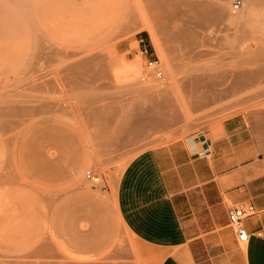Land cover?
<instances>
[{
    "label": "rangeland",
    "instance_id": "rangeland-1",
    "mask_svg": "<svg viewBox=\"0 0 264 264\" xmlns=\"http://www.w3.org/2000/svg\"><path fill=\"white\" fill-rule=\"evenodd\" d=\"M218 1L0 0V264H79L47 238L60 194L34 187L17 162L37 130L73 132L77 153L65 147L61 158L87 152L81 187L113 195L141 152L264 107V0L236 11L228 0L223 13ZM242 8L244 19L227 18ZM151 59L161 78L146 67ZM156 106V125L138 132L136 112ZM127 243L133 252L126 234L117 250Z\"/></svg>",
    "mask_w": 264,
    "mask_h": 264
},
{
    "label": "crops",
    "instance_id": "crops-1",
    "mask_svg": "<svg viewBox=\"0 0 264 264\" xmlns=\"http://www.w3.org/2000/svg\"><path fill=\"white\" fill-rule=\"evenodd\" d=\"M55 130L27 137L35 143L23 139L17 162L34 187L60 194L46 234L67 261L264 264V107L233 114L190 140L141 152L121 172L113 195L81 187L87 152L78 162L61 158L71 146L75 157L76 137ZM248 204L255 213L243 221L249 237L240 243L228 210ZM125 234L133 252L128 243L117 250Z\"/></svg>",
    "mask_w": 264,
    "mask_h": 264
},
{
    "label": "built area",
    "instance_id": "built-area-1",
    "mask_svg": "<svg viewBox=\"0 0 264 264\" xmlns=\"http://www.w3.org/2000/svg\"><path fill=\"white\" fill-rule=\"evenodd\" d=\"M243 0H234L232 3V11L238 10L242 6ZM141 54L146 55L147 50L144 48L141 51ZM146 67L153 71L156 78H161L162 76V68L161 64L158 59H151L147 61ZM85 177L87 180L92 181L95 185L99 183V178L97 176L92 175L90 171H86ZM255 213V209L253 205H245V206H238L232 207L228 210V219L229 223L234 229L237 239L240 243H246L248 240L249 235L247 234L243 221L252 216ZM260 235V234H259Z\"/></svg>",
    "mask_w": 264,
    "mask_h": 264
},
{
    "label": "bare ground",
    "instance_id": "bare-ground-1",
    "mask_svg": "<svg viewBox=\"0 0 264 264\" xmlns=\"http://www.w3.org/2000/svg\"><path fill=\"white\" fill-rule=\"evenodd\" d=\"M228 0H219L217 3H216V5H217V7L219 8V10H221V12L223 13V10L222 9H224L223 8V6H224V4L226 5V2H227ZM204 2V1H203ZM253 2H254V0H247V5H248V7H249V9L251 8V6L253 5ZM229 3V2H228ZM227 3V4H228ZM199 5V4H198ZM244 5V4H243ZM242 5V6H243ZM200 7H198L201 11H202V13H203V10H204V12H207V11H205V10H208V12H210L209 11V9H210V5L209 4H207V3H203L202 5H199ZM191 7V9H194V10H196L197 9V6L195 5V6H190ZM213 7V6H212ZM211 7V8H212ZM199 9H197L196 11H195V13L194 12H192V13H194V14H201V13H197V12H200V11H198ZM218 10V11H219ZM212 12V11H211ZM210 12V13H211ZM219 13V12H218ZM221 13V14H222ZM248 13V12H247ZM252 13V12H251ZM195 15V16H196ZM197 15V16H198ZM208 15V14H207ZM244 15V10H243V8L240 10V12L238 13V14H236V15H227V18L228 19H230V20H232V21H241L242 20V16ZM183 16V15H182ZM211 16V15H210ZM241 19V20H240ZM243 19H244V16H243ZM152 32V31H151ZM192 32V31H191ZM193 35V34H192ZM196 39V38H195ZM158 86V85H157ZM157 91V90H156ZM158 92V91H157ZM157 95V94H156ZM159 95V94H158ZM165 101V100H164ZM168 105H170V104H168ZM159 109V106H156V107H154L151 111H149L148 113H145V112H141V111H137L136 112V114L135 115H137V113L139 114V115H137L138 117L135 119V122H136V125H137V127H138V132H140L141 133V131H142V129L144 128V125L145 124H149V125H151V126H155L156 125V122H155V113H156V111ZM166 110V109H165ZM176 117V116H175ZM175 117H170V119L168 120L169 122H171V120H173V119H175ZM153 128V127H152ZM144 130V129H143ZM140 135V134H139ZM97 186L99 185V184H96Z\"/></svg>",
    "mask_w": 264,
    "mask_h": 264
}]
</instances>
